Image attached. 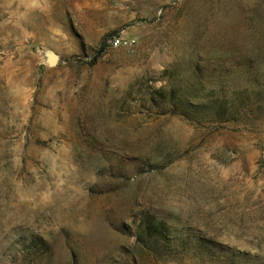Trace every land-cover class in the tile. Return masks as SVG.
<instances>
[{
  "label": "rangeland",
  "instance_id": "1",
  "mask_svg": "<svg viewBox=\"0 0 264 264\" xmlns=\"http://www.w3.org/2000/svg\"><path fill=\"white\" fill-rule=\"evenodd\" d=\"M0 264H264V0H0Z\"/></svg>",
  "mask_w": 264,
  "mask_h": 264
},
{
  "label": "water",
  "instance_id": "2",
  "mask_svg": "<svg viewBox=\"0 0 264 264\" xmlns=\"http://www.w3.org/2000/svg\"><path fill=\"white\" fill-rule=\"evenodd\" d=\"M47 56H48V63L52 66L56 65L59 61V55L52 51V50H49L47 52Z\"/></svg>",
  "mask_w": 264,
  "mask_h": 264
},
{
  "label": "built area",
  "instance_id": "3",
  "mask_svg": "<svg viewBox=\"0 0 264 264\" xmlns=\"http://www.w3.org/2000/svg\"><path fill=\"white\" fill-rule=\"evenodd\" d=\"M121 43H122V40H120L119 38L114 39V41H113V45H114L115 47L121 45Z\"/></svg>",
  "mask_w": 264,
  "mask_h": 264
}]
</instances>
